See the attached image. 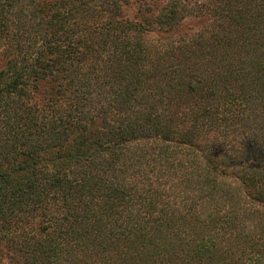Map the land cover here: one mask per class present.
Listing matches in <instances>:
<instances>
[{
    "label": "trees",
    "instance_id": "trees-1",
    "mask_svg": "<svg viewBox=\"0 0 264 264\" xmlns=\"http://www.w3.org/2000/svg\"><path fill=\"white\" fill-rule=\"evenodd\" d=\"M0 264H264V0H0Z\"/></svg>",
    "mask_w": 264,
    "mask_h": 264
},
{
    "label": "rangeland",
    "instance_id": "rangeland-1",
    "mask_svg": "<svg viewBox=\"0 0 264 264\" xmlns=\"http://www.w3.org/2000/svg\"><path fill=\"white\" fill-rule=\"evenodd\" d=\"M160 1V3L162 4V5H164L165 3H167L169 0H159ZM197 19H193L192 21H194L193 23H187L186 25H185V28H184V30H186V29H189L190 27H195V28H193L194 30L195 29H198L199 28V22H197L196 21Z\"/></svg>",
    "mask_w": 264,
    "mask_h": 264
}]
</instances>
